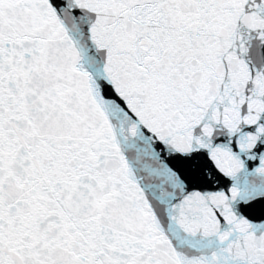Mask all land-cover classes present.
<instances>
[{
	"label": "snow or ice",
	"instance_id": "6c2138e0",
	"mask_svg": "<svg viewBox=\"0 0 264 264\" xmlns=\"http://www.w3.org/2000/svg\"><path fill=\"white\" fill-rule=\"evenodd\" d=\"M0 264H264V0H0Z\"/></svg>",
	"mask_w": 264,
	"mask_h": 264
}]
</instances>
